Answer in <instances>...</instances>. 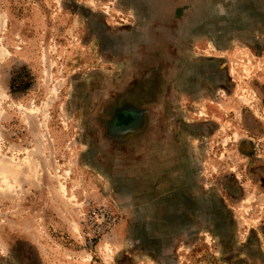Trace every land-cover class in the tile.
<instances>
[{"label":"rangeland","instance_id":"rangeland-1","mask_svg":"<svg viewBox=\"0 0 264 264\" xmlns=\"http://www.w3.org/2000/svg\"><path fill=\"white\" fill-rule=\"evenodd\" d=\"M0 264H264V0H0Z\"/></svg>","mask_w":264,"mask_h":264}]
</instances>
